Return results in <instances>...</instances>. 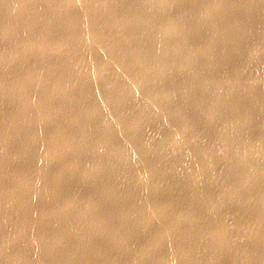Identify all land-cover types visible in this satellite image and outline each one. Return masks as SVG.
I'll list each match as a JSON object with an SVG mask.
<instances>
[{
    "label": "bare ground",
    "instance_id": "bare-ground-1",
    "mask_svg": "<svg viewBox=\"0 0 264 264\" xmlns=\"http://www.w3.org/2000/svg\"><path fill=\"white\" fill-rule=\"evenodd\" d=\"M90 1L92 0H84V2L78 0H0V65L3 60L10 62L8 65H4L6 67L3 73L0 69V90L6 94V97H1V100L4 101L5 98L14 93L13 91L9 92L15 85L14 79L17 78L18 80L22 77L28 79L24 83L19 80V84L23 85V91L26 93L18 96L19 114L16 116L14 114L9 115L11 121L17 125L28 122L36 127L35 123L39 124V122L41 123L44 119H47L46 117L50 118L46 113L49 111L52 102L42 104L41 97H44L42 93L47 95V91L40 90L47 84L43 79L50 80L49 77L38 79L40 82L35 85L31 82L37 79L36 75L41 73L40 70L46 72L53 69V67L57 68L62 65V62L59 61L56 65L53 64L50 47L70 50L73 54L78 51L81 57L76 58V62L79 64L74 65L76 67L73 70L74 72L68 73L70 79L64 83V86L71 85V83L75 84L73 90L69 92L72 97L61 101L52 110H59V114H63L61 117L65 122L63 131L68 135H73L70 132L78 130L74 124L84 130L87 121L85 116H90L91 113L90 110H84L85 113L83 112V103L85 102L86 88L89 86V81L88 76L81 74V66H85L88 75H93V77L103 69L120 72L113 78L118 82L116 87L118 91L115 92L114 97L111 98L106 95L102 97L106 106H108L107 109H103L106 120H110L113 110L118 111L116 113L119 114L120 121L116 129H120L124 133V140L119 144H112L113 146L111 145L110 148L109 143L112 140L108 141L107 139L112 136V133L109 134L108 129L101 127L106 134V138H103V142L106 144L104 153L109 150L107 152L109 155L104 157L102 163L110 166V175L119 170L120 162L123 163V158L112 157L111 151L114 153L122 150V153H125L128 150L129 153L135 154L142 152V147L135 143L140 136L139 132L129 131L131 125L139 124L137 126H140L149 120L144 119L145 113L142 110L145 109L142 108V105L144 103H156V106L150 107V111L154 113L151 117L162 115L166 113L165 99L173 97L179 106L181 125L186 124L183 128H171L168 124L176 114H165V118H154L151 123L143 125V127L152 125L150 126L151 131L146 133L157 137V147L162 154L161 163L168 164V157L173 146L182 144L186 148L185 151L191 152L188 154V160L193 158L197 160L194 164L196 168L193 174L203 176L206 181L208 180L209 183L216 186L217 198H223L227 208H229L230 217L238 224L239 229L245 231L243 235L249 237L250 240H255L256 236L254 234L258 232L260 237H264V0H193L187 4L185 1L188 0H102L103 4L98 6L89 5ZM97 1L99 0H94V2ZM45 2L46 4H43ZM72 6L73 8L82 6L79 9L80 16H78V13L73 14V17L71 16ZM46 8H49V10L41 11ZM195 9L196 13L192 14L191 12ZM205 13H209L210 17L207 15L209 19L205 17ZM80 18L86 23H80L82 22V19L79 20ZM35 21L39 22L38 27L41 28L39 37L36 34L37 27L33 26ZM207 26L210 27L209 30H205ZM52 27L53 30H51ZM43 32L46 33L43 34ZM112 41L113 43L110 44ZM97 43L102 45L101 51L96 48ZM72 45L73 47H70ZM35 47L39 48L37 54H34L35 58H28L27 56L32 55L30 52ZM130 58L135 60L134 69H141V72H145L142 74L143 77L135 78L131 74V72H135L127 69V63H131ZM64 60L68 61L66 57ZM181 65L187 67L184 78L181 73H177L178 68L176 67ZM118 67L121 68L117 69ZM17 68H23V71L20 74H15ZM128 70L129 72H127ZM147 71L151 72L146 74ZM159 72H162L164 76L168 75L165 80L173 83L164 87L165 83L160 80L162 77ZM242 73L245 74L243 78ZM122 79H126L127 82H120ZM225 79L231 81L229 89L233 93L247 97L234 96L231 100L227 98L230 93H226ZM157 80L161 82L158 83ZM78 85H81V88H78ZM182 87L183 91H181ZM59 88L62 90L64 87L59 84ZM128 88L132 92L127 91ZM140 89H142L141 92ZM89 97L94 98V94L92 93ZM184 99L195 100L193 103L190 101L183 104ZM246 101H249V103L247 104ZM194 106L200 108V113L196 116H192L186 111V109H190L191 112L195 111ZM234 106H237L238 109L233 112L229 111ZM3 112L9 114L10 108L9 110L3 109ZM206 114L210 115L208 119L205 118ZM254 119L257 121L254 125L240 127L245 122H253ZM25 120L27 121L25 122ZM66 120L69 122H66ZM159 123H163L165 126L159 129L157 126ZM6 124L9 128L6 125L2 128L12 132V124L9 122H6ZM43 124L41 123V126L37 129H43L45 126ZM167 129H172V134L179 135L180 140H171L169 134H167ZM26 130L31 129L27 128ZM161 130L163 133L160 132ZM78 131L82 134L80 130ZM28 134L31 135L32 132ZM17 136H21L22 140L23 136L20 135V130ZM41 137L43 139L47 138L46 135H41ZM185 137L192 138V141L183 144ZM65 141L79 142L83 140L70 138ZM90 145L92 143L88 144L91 148ZM92 148L94 150V147ZM21 149L27 151V147L21 146ZM49 152L54 153L56 151L49 150ZM86 152L91 151L78 152L77 159L69 165L74 166L76 162H78L77 166L84 165L87 158L85 156ZM17 153L12 152L11 155ZM217 155L219 157L214 158ZM21 157L26 159L25 155ZM8 158H10L9 155ZM30 160H32V157L29 159V166L32 164ZM185 160L184 157L179 158V160H174V164L181 166ZM127 162L128 160L125 161V164ZM97 167V165L90 163L88 169L82 172L81 178L85 177L86 181L95 180L102 193L111 191L108 187H104L105 181L97 177L95 171ZM121 169L122 178L125 182H128L126 177L129 176L127 175L129 171L124 165ZM0 171L6 172V169L3 167ZM13 171L15 170L13 169ZM177 171H181L185 175L181 168H177ZM10 173L11 166L8 165L7 175ZM19 173L22 174L19 175ZM16 174H18V178L21 177L17 181H13L12 185L6 186L5 182L0 185V212L7 213L4 218L8 216L14 219L17 218L19 208L9 202L7 197H11L8 195L18 196L21 193L19 186L24 184V188L33 195L28 194L31 198H19L17 203H24V210L32 205L35 207L32 216L27 212L25 217L19 221L27 220L26 228L34 230L29 241L23 239L26 242L24 248L27 249L32 244L37 245V247L34 259L32 257L28 258L30 255L26 254L25 249L18 250L17 253L22 256L21 264H50L54 259H47L49 253L41 252V250L43 247L51 250V246L56 240L60 239V233L49 238L48 234L42 232V228L53 230L57 225H52L50 228L46 224L40 225L36 222H39L40 219L50 218L47 216V210L56 211V208L44 203L36 195L44 193L50 197L54 195L51 189L56 185L52 180L48 183L47 180L43 182L47 179V176L45 178L43 175L38 174L37 169L19 171ZM105 178L107 177L105 176ZM64 179L69 182L76 179V175L70 176L66 173ZM255 179L256 181H253ZM180 183L185 184L184 176L181 178ZM197 184L195 185L190 181L188 185L183 186L184 190L182 191L192 194L191 198L212 199L208 198L209 193L208 189L205 188V184ZM123 185L126 192L136 193V189H132L131 185L127 183H123ZM159 186H162L160 181L151 179L149 188L151 192ZM7 187L10 188L7 189ZM113 191L119 194L124 192L123 189H114ZM151 192H145L144 196H140L137 209L149 208L155 210L162 206L161 202L154 199L161 197L149 196L148 194H151ZM92 194L94 197L96 196L94 193ZM57 195L58 193H55V196ZM13 200L14 198L10 201ZM77 200L78 198H72V201L68 199L64 202L62 209L69 203L73 204L70 210L74 209ZM133 200L135 201V199ZM125 201L127 205L120 206L117 212V220L121 224L128 225V227L120 225V233L121 236L124 235L122 238L126 244L125 249L122 247V250L128 253L140 234H143L141 228H135L136 230L133 228V222L138 225L142 223L140 221H143L152 230L156 222L151 214L147 212L144 213L142 219L132 216V206L130 207L132 203L128 198ZM79 202L82 204V199ZM97 203L98 199L95 198L94 211H96V208H100L97 207ZM116 205L114 204V208L117 210ZM231 205L234 206V209ZM204 206L205 208L200 210L205 211L209 208L206 205ZM182 207H184L183 212H185L188 208L186 202ZM57 213L58 211L51 216L53 217L52 221L61 223L62 227L67 225L70 233L66 235L79 246V241L89 236H85L89 230L85 233L86 225L83 227L80 236L72 234L74 230L80 232V228H77L78 224L74 220L77 217L76 215L81 216V214L73 210L69 212V217L57 216ZM103 216L107 221L99 223L102 213L96 211L94 222L88 224V228L92 229L94 224L98 223L96 232H98L99 225L111 231L108 220L111 219L109 216L112 215L106 212ZM1 219H3V214L0 215ZM86 220L92 221L87 218ZM202 225L201 220L193 223L188 236H191L194 231H199ZM124 227H127V230L123 231ZM166 227L158 226L155 233L152 230L146 232V234H152V240L148 242V246L154 244L152 245L154 247L159 243L165 252H169L170 255L166 257H173L170 264H188V260L184 259L182 262L179 257L176 259L181 251H187V249L180 248L181 243L178 240V233H176L182 227L181 221L170 225L169 234L168 230L164 234H158ZM14 228L15 226L6 227L0 221V232L4 230L9 232L5 235L2 243L4 241L9 243L13 239L16 235ZM9 229L12 231H9ZM102 236L109 239L110 245L115 243L117 239L116 235L108 233H103ZM205 236L210 239L214 237L212 234ZM226 236L227 234L223 235L221 240ZM244 236H241V238ZM166 237L174 242L168 244L165 240ZM15 238H18V236ZM88 239L92 242L90 238ZM256 243L249 249L254 252L256 257H263L258 263L263 264L264 241L258 238ZM77 249L80 251L77 253H80L83 261L86 259L84 257L90 256V253L85 252L83 247L79 246ZM3 254L6 255L4 258H8L13 256L14 251L4 248ZM131 256L133 259L136 258L133 254ZM221 256L222 254L219 259H224L225 255L222 258ZM23 257L26 258L24 262ZM119 258H121V255ZM141 258H139L137 264H141ZM7 264L13 263L8 262Z\"/></svg>",
    "mask_w": 264,
    "mask_h": 264
},
{
    "label": "rangeland",
    "instance_id": "rangeland-1",
    "mask_svg": "<svg viewBox=\"0 0 264 264\" xmlns=\"http://www.w3.org/2000/svg\"><path fill=\"white\" fill-rule=\"evenodd\" d=\"M39 1V0H38ZM83 1L84 0H78ZM193 0L185 1L186 4L188 2H192ZM43 4H46L43 3ZM87 4V3H86ZM92 6H98L100 4H103L102 0H99L97 2H94V0L90 1V4ZM190 4V3H189ZM34 5V4H33ZM82 7V6H81ZM80 7V8H81ZM37 8V7H34ZM73 8V6H72ZM78 6L73 8V11L71 12V16L73 17V14H76L80 12V9ZM49 8L42 9L41 11H47ZM192 14L196 13L195 11L191 12ZM186 15V14H185ZM210 17L209 13H205V17ZM80 16V14L78 15ZM31 17V16H29ZM74 19V18H73ZM80 18L79 20H81ZM209 19V18H208ZM76 21V19H74ZM64 24V21L62 22ZM80 23H86L82 19V22ZM33 26L36 28L37 31L36 34H38V37L41 34V28H39V22L35 21L33 23ZM65 28V27H64ZM209 26L205 27V30H209ZM46 31L45 29H43ZM53 30V27L51 28ZM47 32V31H46ZM46 32H43L45 34ZM56 37V36H54ZM53 37V38H54ZM52 38V39H53ZM110 42V44H112ZM121 45L122 42H120ZM119 43V44H120ZM6 44V43H3ZM75 44V43H74ZM40 47V45H39ZM70 47H73L70 46ZM96 48L98 51L102 49V45L96 44ZM65 50V49H64ZM63 48H56L54 46L50 47V54L53 58V64H57V62H62V65L47 70L46 72H43V70H40L41 73L37 74L35 81L31 82L34 85L40 82V78H46L49 77L50 80H45L47 84L40 90H46L47 95L45 93H42L41 97L44 103H50V109L47 111L46 115H48L50 118L46 117L47 119H44L41 123H44L43 129H37L41 126V123L36 124V127L32 123L26 122V124L23 125H17L14 122L11 121L9 115L16 116L19 114L18 108L19 105V95H25L26 92L23 91V85L19 84V80H21V83H24V81L28 80L27 78H21V79H14V87L9 90L13 91L14 93L11 94L8 98H5L4 101L1 99L4 98L6 94L3 93L0 90V170L3 169V167L6 169V172L0 171V185L5 182L6 186H10L13 184V181H17L19 178L17 177L19 171H29L31 169H37L38 174L43 175L45 178L47 176V179H45L43 182L47 180V183L51 180L56 185L54 186L51 191H53L54 195L47 196L44 193L37 194L36 197L40 198L44 203L52 205L54 208H56V211H58L57 216H67L69 217L70 211H76L77 213H80L81 216L76 215L75 222L78 224L77 228H80V232L72 231V234L80 236L83 232V227H85V236L89 235L86 239H81L79 241V246L83 247L85 252L90 253V256H86L84 253H82L84 258H86L84 261L81 257L80 252L77 248L76 243L70 238L69 239V227L67 225L61 226V223H54L52 215H55L56 211H50L47 210V216L50 218L46 219H40L39 222H35L40 225H48L49 227L52 225H57L55 229H46L42 228V232L44 234H48L49 238L53 237L55 234L60 233V239L56 240V242L51 246V250H47L45 247L42 248L41 252L44 251L46 253H49V258H53L54 261H52L50 264H137L139 258H141V264H170L171 258H167L166 256H169V252H165L163 248L160 247L159 243H157L156 246H152L154 244H151L148 246V242L151 241L152 234H146V232H149L152 230L148 228L147 223L141 224H134L133 222V228L138 229L141 228L143 234H140L139 238L135 241L136 243L133 244V248L128 252H124L122 250L125 249V240H123V236H121V227L120 225L127 226V224H121L119 220H117V212L120 206L127 205L125 199L128 198L131 201L132 206V213L131 215L134 217H138L142 219L144 217V213L147 212L151 214V217L156 222L154 226L153 222V232L155 233L157 230V227H163L167 226L165 229H163L161 232H158V234H164L169 229L170 225L174 223H178L181 221L182 227L176 231L178 233L179 242L181 243L180 248L187 249V251H181L179 253V256H177L183 260H188V264H258L263 257L258 256L256 257L254 252L249 249V247L256 245V241L259 239L264 241V237H260L259 233H255L254 236H256L255 240H250L249 237H246L243 235L245 231H242L238 228V224L233 221V218L230 217V213L228 211L229 208H227V204L224 202L223 198H217V190L216 186H213L211 183L206 181L203 176H198L196 174H193L196 166L194 164L197 162L195 158L188 160V154L191 153L190 151H185L186 148L182 146V144L173 146L172 150L170 151V156L168 157V164L161 163V151L158 150L157 147V137L153 135H148L146 132H150V126H144V124L151 123L152 119L159 118L163 119L165 118V114H176L168 124H170V127H181L183 128L185 125H181L180 115H179V106L176 104V101L174 98H166L165 99V108L166 113L162 115H156L154 117H151L154 115L153 112L150 111V107L156 106V103H144L142 105V108L145 110H142L145 113L144 119H149L143 123V125L137 126L139 124H134L130 126L131 132L135 133V131L139 132L140 136L138 137V140L135 141V143L142 147V152L139 154L135 153H129V151L124 147L127 152L122 153L121 151H116L110 154H112V157H121L123 158V163H119V170L117 172H114L112 175L109 174L110 166L105 165V163H102L104 160V157L109 155V150L105 152L106 144L103 142V138H106L105 132L101 129V127H105L108 129L109 134L112 133L111 137H108V141L112 140L110 144L115 145L116 143L119 144L122 140H124V133L120 131V129H116L117 125L120 121V117H118V111L113 110L110 115V120H106V114H104V108H108L106 106L105 100H103V96H110L111 98L114 97V94L116 91V87L118 86V82L116 80H113L115 76H117L120 72H112L109 69H103L98 74L93 77V75L89 76L87 73V68L85 66H81L80 72L81 74L88 76L89 86L87 89V94L85 96V102L83 103L84 110L91 111L90 116L86 115L87 121L85 122V129L82 130L80 127L74 126L82 132L79 133L78 130H75L74 132H70L68 135L66 134L63 129L65 127V122H63V119L61 118L62 115L59 114V110H53L61 101L72 97V95L69 93L70 90H73L75 84L71 83V85L64 86V83L69 81L68 73L74 72V68H76L74 65H78L79 63L76 62V58L81 57L80 53L73 54V52L64 51ZM39 51V48H33V50L30 52L32 55H28L27 57L30 59H34L35 55ZM68 60L67 62L64 60V58ZM131 60V63L128 62L126 65L127 69H130L131 71H134L135 73L131 74L135 78L143 77L142 74L145 72H141V69H134L135 68V60ZM138 61V60H137ZM136 61V62H137ZM10 62H7L6 60L2 61L0 65L1 72L3 73L5 70L4 65H8ZM142 63V62H141ZM54 65V66H55ZM59 65V64H58ZM141 65V64H140ZM80 68V67H78ZM121 67H118L117 69H120ZM178 68L177 73H181L183 75V78L186 75L187 67L185 65H181ZM89 70V69H88ZM23 71V68H17L15 74H20ZM181 71V72H179ZM43 72V73H42ZM90 72V70H89ZM129 72V70L127 71ZM151 71H147V73H150ZM159 75L162 77L160 80L165 83L164 87L170 86L171 81L165 80V78H168V75L162 74V72H159ZM40 76V77H39ZM179 76V75H178ZM245 76L244 73H242V78ZM39 77V78H38ZM30 80V78H29ZM110 80V81H108ZM18 81V83H17ZM115 81V82H113ZM157 80V82H161ZM11 82V81H10ZM30 82V81H29ZM120 82H127L126 79H122ZM145 82V81H144ZM224 83L227 85L226 93H230L227 98L230 100L234 96H238L237 94L233 93L232 90L229 89V86L231 84V81L228 79L224 80ZM60 86L63 85V89L60 90ZM155 85V84H152ZM78 88H81V85H78ZM77 88V89H78ZM127 89V91L132 92ZM142 89H140L141 92ZM160 90V89H159ZM183 87L182 90L183 91ZM94 94L93 97H89L91 94ZM139 93V92H138ZM2 97V98H1ZM6 97V96H5ZM182 97V95H181ZM238 97H247V96H238ZM184 103L192 102L195 99H184ZM32 102V101H30ZM198 102V101H197ZM247 104L249 101H246ZM63 103V102H62ZM31 104V103H30ZM4 105V106H2ZM199 105V104H198ZM30 106V105H29ZM200 106V105H199ZM196 109L195 111H192L190 109H186L187 112H189L192 116H196V114L200 113V108L194 106ZM10 113L6 114L3 112V109L9 110ZM229 109V108H228ZM234 109V110H232ZM232 109H229V111L233 112L238 109L237 106L232 107ZM49 112V114H48ZM63 113V112H62ZM85 113V112H84ZM210 114V113H209ZM203 116V115H202ZM210 115L206 114V117L208 119ZM213 114L211 115L212 118ZM204 117V116H203ZM43 119V118H42ZM29 120V119H28ZM6 122H9L12 124V132L10 130H5L2 127L4 125L7 126ZM66 122H69L66 120ZM257 121L254 119L253 122H245L243 126H240L242 128L248 127L251 125H254ZM106 123V125H105ZM165 123V122H164ZM159 129H162V127L165 126L163 123H159L157 125ZM8 127V126H7ZM230 127V126H228ZM227 127V128H228ZM233 127V126H232ZM9 128V127H8ZM27 128H30L31 130H26ZM126 128V127H125ZM234 128V127H233ZM128 129V127H127ZM20 130V135L23 136L21 140V136H17L18 132ZM24 130V131H23ZM90 130V131H89ZM232 130V129H231ZM23 131V133H22ZM28 133L32 134H28ZM161 133L162 130L160 131ZM46 135L47 138L43 139L41 135ZM167 134H169V138L174 141H179L180 136L179 135H173L172 129H167ZM49 136V137H48ZM74 138L77 140H83L79 142H68L65 141L67 139ZM168 138V139H169ZM192 138L185 137L183 139V144L191 142ZM170 141V140H169ZM91 144V148L88 146V144ZM218 143V141H217ZM83 145V146H82ZM112 145V146H113ZM22 147H27V151H22ZM94 147V150L93 148ZM49 150H54L56 152L50 153ZM81 151H91L86 152L85 156H87L85 160L84 165H78V162L74 166H70L69 164H72L75 159H77V153ZM12 152H18L17 154L11 155ZM5 153V154H4ZM8 155L10 158H8ZM22 155H25L26 159L21 157ZM5 156V157H4ZM32 157V164L30 166L28 165L29 159ZM185 158V162L181 164V166H178L174 164V160H179V158ZM219 157L218 155L214 158ZM128 160L127 164H125V161ZM90 163H93L97 165L98 167L95 169L97 177L101 180L105 181L104 187H108L111 191L108 192H101L100 186L98 183L93 181H86L84 178H81L82 172L86 171L88 169V165ZM8 165L11 166V173L7 175V168ZM126 167V169L129 171L128 177H126V180L128 182H125V180L122 178V166ZM105 166V168H104ZM100 167V168H99ZM177 168H181L184 171H177ZM15 170L12 172V170ZM98 169V170H97ZM237 172V171H236ZM68 174L70 176L76 175V179L65 181L64 176L65 174ZM22 173H19V175ZM105 176L107 178H105ZM184 176L185 178V184H181V178ZM151 179L160 181V185L156 189L152 190L151 192L150 188V182ZM7 181V183H6ZM190 181L193 182V184L198 185L199 184H205V188L208 189L209 197L212 199L207 198H191L190 193L184 192L182 190L183 186L188 185ZM196 181V182H195ZM253 181H256L253 180ZM173 182V183H171ZM123 183H127L133 187L132 189H136L135 192H126ZM46 184V183H45ZM43 184V185H45ZM169 186V187H166ZM10 187H7L9 189ZM21 189V193L17 195H8L11 197H7L9 202L15 204L17 208H19V215L17 218H11V217H5L7 213H1L3 214V219L0 221L4 224L6 227L15 226L14 231L15 234L13 239L6 243L5 241L2 243V240L5 238V235L9 233L8 231L4 230L0 232V264H7L8 262L13 264H21L20 260L22 259L21 254H18V250H24V246L26 245V242H24L23 239H29L31 238L32 234L34 233V230L31 228H26L27 226V220L19 222L21 219L25 217V215L28 214L32 216V212L35 209L33 205L26 210L23 208L24 203L18 204L17 200L19 198H31L28 194H32L29 190L24 188L23 186H19ZM114 189H123L124 192H121L120 194L117 192H114ZM145 192L151 194H148L149 196L152 195V197H161V198H154L158 202L162 203V206L159 209H137L138 204L140 202V196H144ZM55 193H58L57 196H55ZM94 193L96 196L92 194ZM33 195V194H32ZM15 196V197H12ZM122 197V198H121ZM12 198H14L13 201H10ZM72 198H78L76 202V207L72 210H70L73 207L72 203H69L64 209L63 204L68 199L72 201ZM95 198L98 199V203L96 204L97 207L96 211H100L102 213V217L99 220V223L107 221L103 214L108 212L111 217L109 216L108 223L109 228L111 231L106 229L105 227H102L99 225L98 232L97 231V224L95 223L93 228H88V224H92L94 222V214L96 211H94V201ZM82 199V204L79 202ZM135 199V201L133 200ZM228 199V198H225ZM219 200V202H217ZM118 202V204H117ZM186 202V205L188 208L185 212H183L182 205ZM114 204L116 205L117 210L114 208ZM208 206V209H204L205 206ZM213 205V208H212ZM35 206V205H34ZM112 206V207H111ZM231 207L234 209V206L231 205ZM83 211H81V210ZM70 210V211H68ZM1 211V210H0ZM125 215V214H124ZM12 216V215H11ZM126 216V215H125ZM92 220V221H87ZM202 221V227L199 229V231L192 232L191 236H188V233H190L193 223L197 221ZM141 226V227H140ZM127 227L123 228V231L127 230ZM51 228V227H50ZM132 228V227H131ZM135 229V230H136ZM108 230V231H107ZM9 231H12L9 229ZM95 233L93 234V232ZM138 231V230H137ZM140 232V231H139ZM103 233H108L111 235H116L117 239L116 242L112 245L109 244L108 238L105 236H102ZM67 234V235H66ZM184 234V235H183ZM207 234H212L214 237L212 239L208 238ZM227 234L226 238L221 240V237L223 235ZM18 236V238H15ZM63 236V237H62ZM195 238L193 239V237ZM241 236H244L241 238ZM90 238L92 242L88 239ZM167 243L172 244L174 241H170L168 237L165 239ZM171 240H173L171 238ZM109 244V246H107ZM31 245V244H30ZM229 245V246H227ZM37 245L32 244L31 246H28L27 249H25L26 254L30 255L31 258L34 259L35 257V250ZM246 247V248H244ZM4 248H8L12 251H14L13 256H9L8 258H4L3 252ZM244 248V249H242ZM120 251H122L120 253ZM74 252L73 254H71ZM219 252L218 254H216ZM125 253V254H124ZM133 254L136 256L135 259L131 256ZM222 254L221 258L225 255L224 259H219V256ZM121 255V258H119ZM81 257V258H80ZM26 258L23 257V262ZM219 259V260H217ZM8 260V261H6ZM117 261V263H116ZM135 262V263H134ZM264 264V263H263Z\"/></svg>",
    "mask_w": 264,
    "mask_h": 264
}]
</instances>
